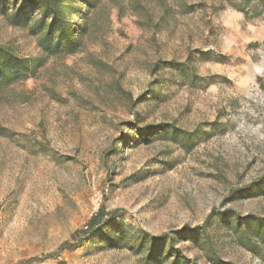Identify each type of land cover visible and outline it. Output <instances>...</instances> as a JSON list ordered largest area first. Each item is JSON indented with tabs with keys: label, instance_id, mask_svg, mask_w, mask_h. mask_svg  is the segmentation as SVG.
I'll return each instance as SVG.
<instances>
[{
	"label": "rangeland",
	"instance_id": "obj_1",
	"mask_svg": "<svg viewBox=\"0 0 264 264\" xmlns=\"http://www.w3.org/2000/svg\"><path fill=\"white\" fill-rule=\"evenodd\" d=\"M76 7L50 54L0 0V45L40 62L0 89V264H264V0Z\"/></svg>",
	"mask_w": 264,
	"mask_h": 264
},
{
	"label": "trees",
	"instance_id": "obj_2",
	"mask_svg": "<svg viewBox=\"0 0 264 264\" xmlns=\"http://www.w3.org/2000/svg\"><path fill=\"white\" fill-rule=\"evenodd\" d=\"M28 4L38 7L43 13L42 31L39 43L44 51L50 54L74 53L82 45V36L88 30V13L77 9L76 4L83 2L88 11L95 9L98 0H26ZM74 13L84 22L77 24ZM46 18L49 19V24ZM45 19V20H44ZM40 62L18 57L10 49L0 45V89L13 81L33 74L39 68ZM153 129V128H152ZM150 130V128H147ZM102 207L87 223L86 227L76 231L74 238H83L94 232L103 223L106 215ZM250 239L256 241L255 248L264 250V218L253 217L248 229ZM264 252V251H263ZM219 264H230L220 262Z\"/></svg>",
	"mask_w": 264,
	"mask_h": 264
}]
</instances>
